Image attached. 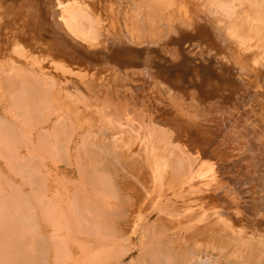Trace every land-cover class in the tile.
Masks as SVG:
<instances>
[{"label": "bare ground", "instance_id": "bare-ground-1", "mask_svg": "<svg viewBox=\"0 0 264 264\" xmlns=\"http://www.w3.org/2000/svg\"><path fill=\"white\" fill-rule=\"evenodd\" d=\"M18 1L0 0V158L11 174L31 184L32 195L14 186L0 168V264H100L104 257L113 261L122 251L115 245L97 243L103 256L93 248L80 254L79 247L96 244L80 234L82 230L92 235L113 230L123 237L127 226L141 238L139 254L133 259L141 264H264V153L260 152V147L264 149V96L256 101L260 105L256 133L243 128L231 133L230 146L222 142L212 146L209 140L202 147L198 133L191 129L198 123L196 118L183 122L182 116L171 117V110L155 101L130 106L132 94L127 89L121 93L104 89L105 82L114 85L118 71L107 70L81 46L100 33L99 20L89 10L72 3L61 5L59 19V0H47L50 14L41 23L34 12L40 6L32 7L31 17L27 12L25 17L8 12L7 4ZM212 4L215 22L224 25L223 33L241 42L246 29L264 48V0H216ZM14 17L16 21L21 18L17 29L11 24ZM63 22L79 40L66 38ZM41 33L51 36L40 40ZM219 36L228 47V41ZM195 37H184L182 48L189 52L197 43ZM203 41L212 48L206 37ZM121 55L119 50L114 59L121 60ZM162 58V72L182 89L193 84L192 94L201 101L213 95L226 100L228 95L226 103H232L231 95L220 89L227 77L213 72V57L208 65L200 60L195 68L190 59L179 60L176 68V62ZM220 68L223 73L227 70ZM130 73L140 79L139 72ZM229 78L228 74L230 82ZM165 82L171 87L170 81ZM98 95L104 102L92 103ZM123 101L127 103L122 106ZM167 120L177 126L179 135L170 133ZM61 150L76 169L61 170L56 161ZM235 164L253 171L240 172L232 188H223L225 177L237 171ZM136 167L142 170L141 190L126 179L128 168ZM119 168L127 171L123 181L117 180ZM73 176L80 178L78 187L67 183L73 184ZM58 178L63 185L53 187L51 183ZM157 178L164 179L159 193L147 181ZM238 199H245L247 205L236 206L238 213L232 212L233 201ZM148 212L157 217L149 219ZM128 216L132 219L127 220ZM120 260L115 263H124Z\"/></svg>", "mask_w": 264, "mask_h": 264}, {"label": "rangeland", "instance_id": "rangeland-1", "mask_svg": "<svg viewBox=\"0 0 264 264\" xmlns=\"http://www.w3.org/2000/svg\"><path fill=\"white\" fill-rule=\"evenodd\" d=\"M162 1L59 0L56 6V10L58 12L57 18L60 19V17H62L59 10L60 6H69L72 3V5L70 6L78 8L84 7L99 20V37L93 41L82 42L81 46L89 54L97 57L100 64L105 65L107 67V70L109 69L112 71V68L117 69L118 72L115 75L116 77L112 79L114 85H111L109 82H107L108 84H106L105 82L104 89H108V93H121L126 91L127 89L132 94L131 99L129 98L130 106L132 105V103L137 105L139 103L152 104L156 102L166 109L171 110V117L182 116V118H180L183 119V122L190 121V123H192V120L196 118L198 123L191 127V129L192 131L194 130L196 133H198L199 141L203 142L202 147L208 146L209 140H212V146H215L220 142H222L221 144L223 146H230L231 142L229 140L227 142V139H229L231 133L234 134L235 132H238L243 128H247L252 135L256 133L257 127L255 125L258 124V122L255 120V116L259 113L258 107L260 108V105L256 103V101L258 97L262 95L264 96V48L261 46V44H259L258 41L254 39V37L251 35L252 33L248 32L246 29L242 31L243 40L241 42H239V40H236V38L229 36V34L223 33V28L221 27L224 25L219 22L216 23V15L212 12V3L216 0ZM38 2L37 3L39 5L36 4L35 0H19L13 5L7 4V9L8 12H12L14 16H23V13L26 14L27 12L28 16L31 17L33 13L32 7L36 8L40 6V8L38 7L39 9L36 8V10L38 11L34 9V12H36V16L39 17L38 19H40L41 17V23H43L48 19L49 10L46 12L47 0H39ZM24 5L25 9L23 8ZM215 9L221 12V8L217 7ZM38 12L39 14L41 13V16L38 14ZM42 14L45 15L44 19L42 18ZM23 17H25V15ZM15 19V17L12 19L11 24L15 25L17 29L18 26L20 27L21 21L19 19L21 18H18L19 23ZM15 22H17L18 25ZM61 27H63L62 32H66L67 39L69 37L72 40L80 39L79 35H76L71 26H69L68 24H65L63 22L61 24ZM42 28L43 27L40 26V31L42 30ZM207 28L209 29L208 33L206 31ZM38 30L39 27L37 28V31ZM218 35H221L219 36L220 38L223 37L228 41V47H226V45L222 44L218 40V38H216L218 37ZM39 36L46 37L40 38V40H44L50 38L51 35L47 33H41ZM190 36H196L195 39L197 43L192 45L191 50L188 52L187 50L182 48L181 43L184 37L187 38ZM204 37H206V40L210 42L212 48L205 44V42L203 41ZM199 39L200 41H198ZM188 41L190 43L193 42L192 40ZM182 49H184V51ZM119 50L122 51V55L120 56L121 60H115L114 53L118 52ZM162 56H164L166 60L170 61L172 64L176 62L175 65L179 60H183L186 58V61L190 59L193 61L194 68L198 67V63L200 60L204 63V65H208L207 61L211 57H213L212 59H214L215 61V63L211 66L215 69L213 70V72H215V74L221 73L224 78L225 76L227 77L226 79H223L220 85V89H224L228 92L229 95H231L232 103H230V101L226 103V101H228V95L227 97L225 96L226 100H224L221 95L219 97L213 95L212 97L201 101L199 97L197 98L192 94V92H194L195 90L192 87L193 84H190L191 86H186L184 89H182L175 80H170L171 78H167L162 72L161 68L163 67L162 63L164 61ZM216 63H218V65ZM221 66L223 68L225 67L228 71L225 70L224 73L221 72ZM4 67H6V64ZM130 70L139 72L140 79H138L136 76H132ZM228 74L230 75V82L228 81ZM71 79L73 80L74 78ZM107 79L108 78H106V80ZM166 79L170 81L169 83L171 84V87H169V85L165 82ZM154 91H156L155 94H153ZM101 96H95L91 102L94 104L103 103L104 98L103 96ZM125 102L127 103V101H123L121 105H125ZM161 117L162 115L159 111L158 118L161 119ZM167 122L170 124V126L167 124L169 126L170 133H172L174 137L176 136V134L179 135L177 126L174 125V123L170 120H167ZM260 150V152L264 153L263 148L260 147ZM56 161L62 171L74 170V168L76 169V165H73V168V166L69 162L68 155L63 150H61L60 154L56 157ZM3 163L4 160L0 158V168L4 173H6L5 175L8 176L9 181H11L14 186H17V188L19 187L22 192H25L26 195L30 197L32 195L31 184L25 182L24 180L21 181L19 176L11 174L10 169H8L9 167H7L5 163ZM235 165L237 167V171H234L233 174H229L228 177H225L226 180L223 188H227L228 186L234 184L236 176L239 175L240 172L245 173L246 175L245 171H251L252 169H249V166H247L246 164L243 169L241 168V165ZM137 168L138 167H136L135 169L128 168L129 173L126 179L130 182H133V184L137 185L136 187L141 190V182L144 181L140 179V172H142V170ZM250 171L247 172V174H251L253 170L251 172ZM117 172V180L123 181L122 177L124 174H126L125 172L127 171L119 168ZM77 176H73V178L70 179L71 181H73V184L67 182L70 187H78V185L80 184V178ZM228 179H231V182H229V184ZM59 180L62 179L58 178V181H53L51 185L53 187L60 185L62 182L60 181V183ZM238 180H240V178H238ZM147 181H149L148 185L155 189L156 192L159 193L161 191L164 179H153L151 180V183L150 179ZM145 184H147V182ZM232 187L233 186H231V188ZM187 190H189V188H187ZM131 195L135 199V196L133 194H130V196ZM237 201H233V206H235V208L232 209V212H234L236 209L235 212L238 213V209L236 208V206H239L241 209L242 207L247 205L245 199H238ZM218 211L220 212L221 209L219 210V208H217L216 212ZM147 214L151 215V218L149 219H155L157 217L152 215L154 213L150 214L148 212L146 213V215ZM217 214L215 216H217ZM128 215L131 214L129 213ZM120 219L122 221L125 220V218L123 217ZM126 219H132V217L130 218L128 216L126 217ZM44 223L48 224L47 222ZM192 224L195 225L197 223L194 222ZM128 227L129 226H127V228L125 229L126 231L124 232L126 234L122 235L123 237H121L118 232L113 230L110 231L111 233L109 231H102L101 233L93 235V232L84 233L82 230V234L80 235L85 239H88L90 237L93 238L96 244H85L79 247V253L85 255L87 252L94 249L97 254H101V256H103L104 250L99 245H112V247L116 246L117 249L120 248L122 250L120 252V255H118V258H114L113 261H110V259L104 257L103 259H101L100 264H116L115 262L117 261L115 260L119 259H122L120 261L124 262L122 264H141L139 260H135L136 262L133 261V259H136L139 254L137 247L139 246L138 243H140L141 238L138 234L133 233L134 231L131 230V227H129L130 229ZM48 228V231H51L57 237L59 236L58 231H55V229L49 226L45 227L46 230ZM52 233L46 232V235L48 234L47 236L49 237L50 235H52ZM60 233L62 234V232ZM78 233H80V231ZM74 234L75 231L73 235ZM55 236H53V238ZM97 243L100 244L98 245ZM228 252L229 249H226V252L224 251L225 254H228Z\"/></svg>", "mask_w": 264, "mask_h": 264}]
</instances>
